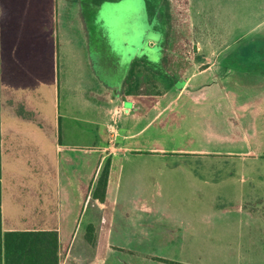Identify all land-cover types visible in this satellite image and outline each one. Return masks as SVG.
<instances>
[{"label": "rangeland", "instance_id": "rangeland-1", "mask_svg": "<svg viewBox=\"0 0 264 264\" xmlns=\"http://www.w3.org/2000/svg\"><path fill=\"white\" fill-rule=\"evenodd\" d=\"M54 1L1 0L0 192L3 206L0 241L2 233L7 230L33 225L48 226L47 222L38 226V222L48 214V210L52 211L57 207L58 194L54 192L55 178L52 172L55 164L56 168L60 167L62 170L64 166L67 167L64 157L67 159L69 156V148L81 147L80 142L85 141L93 148L88 154L90 174L97 166L102 140H112L109 145L114 144V130H111V126L117 128L118 123L110 118L103 125L102 117L96 114L95 121L86 122V117H92V112L71 93L75 77L70 71L77 68L72 65L71 55L68 53V57L67 51H60L59 58L55 59ZM141 1L108 0L92 4L89 3L90 0H82V3L78 2L74 6L75 25L86 38L92 76L102 84L100 97L107 98L108 87H121L125 78L133 72L136 57L149 54L150 59L154 60L161 55L157 48L153 51L144 49L141 53L133 50L135 30L149 28L141 11L137 15L135 12L133 14V6L136 3L142 6ZM189 4L194 11L192 16L195 17V28L201 30L204 38L210 37L219 44H222L221 41L229 32H233L232 39L237 38L226 54L234 74L233 87H236L237 78L241 80V83L237 82L239 85L243 82L252 85L251 82L256 81L257 77H262L264 36L257 30L245 33L252 30L258 20L255 0H189ZM177 5L183 11L185 7L189 10L188 0L187 4L184 0H177ZM121 12V16L125 14V23L116 17ZM180 16L182 15L178 13L175 41L186 44V49L183 51L182 46L180 54L176 53V56L191 59L193 51L186 28L187 21ZM146 35L149 36L148 31ZM243 46L246 48L243 49ZM66 49H69L68 45L62 50ZM153 65L155 69L161 70L160 62ZM140 69L144 71V66H139L138 70ZM154 80L159 91L166 88L162 81ZM8 87L12 95L23 99L28 109L32 107L31 109L40 111L45 123H49L53 117L55 119L58 113L60 142L57 146L56 141L47 138L42 120L11 117L4 112V88L6 90ZM121 92L122 88L119 89V93ZM183 99L184 97L169 109L162 122L158 119L154 126L146 131L142 130L128 143L129 146L140 147V150L112 155L115 162L114 174L120 175L117 186L121 190L120 196L127 201L126 207H139L154 198L157 205L167 207L173 218L181 220L184 226L182 233L165 242H161L155 235L150 237V241L132 243L133 251H145L147 255L141 259L123 253L119 257H105V264H170L152 259L148 252L156 253L157 256L153 255L156 257L188 264H264V243H260L254 235V227L246 225L245 221L248 219L240 211L227 209L232 198H240L241 191L248 192L250 196H258L264 206V185H258L260 179L256 177L245 180L243 177L250 171L264 173V137L258 138L257 144L251 141L254 144L249 146L253 152L251 154L240 151L243 150V145L219 142V137L215 144H208L203 125L196 127L190 116L185 121L178 122V117L171 114L176 113ZM165 101L166 99H162L158 107ZM7 123L9 126L20 127L22 132L20 134L18 131L14 137L11 130H5L8 140H14V144L8 146V151H4V125ZM97 137H101L100 141H97ZM59 146L61 151L58 152ZM104 147L106 151L110 150L108 145ZM153 147L164 150L149 151ZM175 148L209 149L218 153L210 160L200 157L197 162V156L187 151L176 152L173 150ZM155 160L159 162L162 174L156 168ZM102 162L103 160L100 166ZM209 165L212 166L210 171H216L214 174L208 173ZM152 169L158 175L151 174ZM96 180L95 176L89 179L90 189L94 188ZM130 184L139 190V194L134 195L128 190ZM67 196L68 199L73 197ZM110 196L114 197L113 194ZM89 197L90 203L95 201L91 193ZM257 212L254 214L258 215ZM260 212L264 214V211H259V214ZM67 214V222H74L79 215L76 214L73 219V213L68 211ZM132 216V209H122V228ZM86 220L87 216L82 214L77 227H74L79 236ZM109 224L112 223L107 226ZM105 232H108L107 229ZM104 241L100 243L101 248H93V252L85 251L81 242L80 248L76 250L82 255L88 252L93 255L96 252L106 254L109 243L105 239ZM61 254V264H72L66 250L62 249Z\"/></svg>", "mask_w": 264, "mask_h": 264}, {"label": "crops", "instance_id": "crops-1", "mask_svg": "<svg viewBox=\"0 0 264 264\" xmlns=\"http://www.w3.org/2000/svg\"><path fill=\"white\" fill-rule=\"evenodd\" d=\"M54 2V14L56 16L55 59L59 58L60 51H67V56L71 55L72 65H76L78 68H72L70 71L71 75L74 74L75 77L71 86V93L73 97H76L77 101L80 99L89 112H92V117H86L85 121H95L94 114H96L100 115L98 117H102L101 123L103 125L110 118H113L118 123V126L117 128L111 126V130H114V134L112 135L113 146L109 145L112 140H102V147H100L97 156V166L90 174L88 171V154L93 148L88 146L87 141L80 142L81 147L76 146L74 149L69 148L67 150L70 152L67 159L64 157L67 167L64 166L62 170L60 167L56 168L55 164V169L52 172L55 178L54 192L58 194V198H56V200L58 199L57 207L52 211L48 210V214L38 222L40 223L38 226L42 222H47L48 226L36 227V225H33L32 227L23 229H55L59 234L61 251L62 249L66 250L72 264H105L106 258L113 256L110 252L114 247L124 248L131 243L143 242L150 239L152 233L157 235V239L162 240L161 242H163V237H166L164 239L165 242L172 239L173 236L180 235L184 227L179 218H173L169 214L168 208L163 205H157L154 198L149 203L146 202L139 207H126L127 201L122 199L120 196L121 190L117 186L120 175L117 174L116 176L114 174L115 162L112 155L117 152L124 153L140 150V147L129 146L128 143L135 139L136 135L142 130L146 131L154 126L158 119H161L162 122V118L168 113L169 109L182 97L184 99L177 107L176 113H171L178 117V122H183L187 116H190L192 123H196V127L200 128L199 125H203L208 144L209 142L215 144L219 137V142H225V144L230 145H243L245 148L243 147V150L240 151L251 154L253 152L250 151L249 146L253 143L257 144L259 142L258 138L264 137V86L261 88L242 87L237 83V78L236 87H233L232 76L234 74L230 67L231 63H228L229 56L226 54L232 48L237 38L232 39L233 32L228 33L221 41L222 44L215 43L210 37L204 38L201 30L198 31L195 28V17L192 16L193 9L191 10L188 0L189 10L186 8L185 19L188 24L190 42H192L193 56L191 59L182 58L180 60L182 68L180 70L181 80L179 83L176 86L170 84L159 91L154 82L155 78L152 75H147V66L145 64L134 63L133 72L130 73L129 77L125 78L124 84L126 86L122 87V92L127 101L122 103L121 96L115 93L114 87L107 88V98L100 97L99 90L102 88V84L97 82L92 76L86 38L81 29L75 25L76 17L74 18V16L76 11L74 6L78 2L81 3V1L55 0ZM255 3L258 20L253 29L245 33L257 30L264 36V0H255ZM66 45L69 46V49L62 50ZM182 46V50L184 51L186 44ZM139 66H144V71L143 69L138 70ZM262 73V77H257V80L253 79L264 82V70H262ZM147 76H150V80L147 79ZM138 78L140 82L137 87ZM170 95L172 96L169 97ZM162 99H166V101L158 107ZM30 109L27 108L23 99L12 95L9 87L6 90L4 88V112L11 117L27 120L40 119L44 122L40 111ZM58 116L57 113L55 119L53 117L49 123L44 122L43 124L40 122L45 132L47 131V138L56 141V146L60 142V121ZM8 124L4 125V151H8V146L14 144V140H8L5 130L7 132L11 130L13 135L18 133V131L20 134L22 132L20 127L9 126ZM46 124L49 125L47 126ZM162 124L159 123V125ZM14 137L16 136L14 135ZM100 139L97 137V141H100ZM104 145H108L110 150L106 151ZM60 147L58 148V152L61 151ZM157 150L163 151L164 148L153 147L149 151ZM173 150L180 153L187 151V153L198 157L197 162L200 161V157H204L203 160H210L214 154L218 153L212 152L209 149L188 148L184 150L175 148ZM102 160L103 162L100 166ZM106 164H108L107 184L104 198L100 200L94 197L93 193L100 173ZM154 164L157 169H160L158 161L155 160ZM208 167V173L214 174L216 172L210 171L211 165ZM160 173L162 174V169H160ZM192 173L195 174V172ZM151 174L158 175V172L152 169ZM263 174L259 171H250L247 175H243V177L245 180L257 177L260 179L258 185H264ZM94 176L97 177L96 185L90 189L89 179ZM112 176L114 177L111 178ZM128 190L134 193V195L136 193L139 194V190L131 184ZM160 191L163 193L161 186ZM164 191L167 192V190ZM90 193L95 200L92 203L89 201ZM241 193L242 195L238 194L240 198L235 197L231 199L227 209L240 211L244 214L248 219V221H245L246 225L254 227V235L260 240V243H264V214L261 212L259 214V211H264V206L258 196H250L245 191H241ZM111 194L114 197H111ZM67 195H73V197L68 199ZM2 206L1 199V218ZM122 209H132L134 211V216L130 218L128 224H123L124 228H122L121 220ZM68 211L74 214L73 219H75L76 214H79L74 222H67ZM255 212L258 215L254 214ZM82 214L87 216V220L79 236L74 227H77L79 217ZM108 223H112L109 224V226H112L111 228L107 226ZM89 225L93 226L91 232L92 243L87 238V228ZM186 226L188 227V225ZM106 229L107 233L105 232ZM104 239L109 243L106 254L96 252V255H93L88 252L82 255L80 251L76 250V248H80L79 244L81 242L85 247V251L90 250L93 252V248H101L100 243L105 242ZM146 255L147 252L140 251L133 253L131 256L142 259ZM153 255L157 256L156 253L148 252V256Z\"/></svg>", "mask_w": 264, "mask_h": 264}, {"label": "trees", "instance_id": "trees-1", "mask_svg": "<svg viewBox=\"0 0 264 264\" xmlns=\"http://www.w3.org/2000/svg\"><path fill=\"white\" fill-rule=\"evenodd\" d=\"M82 3V0H80ZM108 0H87V2L92 4H99ZM114 1V0H109ZM148 7L150 9L159 8L160 10L164 9L163 0H146ZM168 1V0H165ZM174 13L172 15L176 17V23L173 30L176 32V28L179 24L178 22V13L182 16L180 18H186V7L180 9L177 5V0H172ZM187 4V0H184ZM159 5L160 7H157ZM179 9V10H178ZM176 26V27H175ZM186 28L189 35L188 24L186 23ZM183 42L176 44L174 47V54L169 60L165 62L169 70L178 71L181 75V58L176 56V53L181 52V47ZM157 74H161V70L156 69ZM155 74V73H154ZM153 74V75H154ZM172 74V73H171ZM156 75V74H155ZM147 79L150 80V76H147ZM137 87L139 85L138 78ZM108 177V164L102 169L100 176L97 181V186L93 193V196L103 200L105 195V188L107 184ZM1 192H0V227H1ZM93 226L89 225L87 228V238L90 243H92L91 232ZM61 244L59 234L55 229H42V228H32V229H22V230H7L4 231L1 235L0 241V264H61L62 263V254H61ZM152 259L167 262L170 264H188L180 261L152 256Z\"/></svg>", "mask_w": 264, "mask_h": 264}, {"label": "flooded vegetation", "instance_id": "flooded-vegetation-1", "mask_svg": "<svg viewBox=\"0 0 264 264\" xmlns=\"http://www.w3.org/2000/svg\"><path fill=\"white\" fill-rule=\"evenodd\" d=\"M163 3L165 4L163 10H160L159 8L150 9L148 7L146 0L141 1L142 6H140V3H136L133 6V14L135 12V15H137L138 12L141 11V13L143 14V20L146 23V25L149 27V28H146V30H144L143 28V31H138V28L135 30V34H134L135 43L133 44L134 45L133 50L136 51L137 53L138 52L141 53L144 49L153 51L154 49L157 48L156 50H160L161 55L157 57V59L154 58V60H152L150 59L151 57H149V54H144L140 58L136 57L134 63L145 64V66H147L146 69L148 71L147 75H152L155 79L162 81L165 87H168L170 84H172V86H176L181 80V75H179L178 71L174 72L175 70H169V68H167V65H165V62L169 60L171 57H173L174 47L176 44L178 45L179 43L175 41L176 32L173 30L174 26L172 27V25L176 23V17L172 15V13H174L173 2L172 0H168V1L163 0ZM157 7H160V6L157 5ZM121 14L122 12L116 15V17L121 19L119 21H122L125 23V20H126L125 14L124 16H121ZM128 18L129 17H127V19ZM147 31L149 32V36L146 35ZM158 47L160 49H158ZM244 48L246 47L243 46V49ZM151 55H153V53ZM157 62H160L161 74H157L155 72L156 69L153 64ZM152 66L154 69L152 68ZM139 78H140V74H139ZM238 81L239 83H241L240 82L241 80L238 79ZM251 83H253L252 84L253 86L251 84H245L244 82L242 83L243 85L242 84L240 85L246 88L248 87L249 88H261L264 86V82L253 81ZM123 86H124V81L121 87L118 86L114 88H115V93L121 96L122 103H125L127 101L125 98V95L123 94V92L119 93V89L122 88ZM152 236H155V234L152 233L151 237ZM165 238L163 237V241ZM148 240L150 241V239ZM110 253L113 254V256L119 257L120 254H123V253L125 254L127 253L128 255H133V253H136V252L132 250V243H131V244H128L124 248L114 247L112 248V251Z\"/></svg>", "mask_w": 264, "mask_h": 264}]
</instances>
